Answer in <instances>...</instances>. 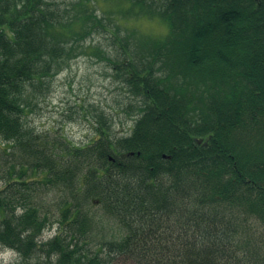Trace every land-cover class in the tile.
Listing matches in <instances>:
<instances>
[{
	"label": "trees",
	"instance_id": "obj_1",
	"mask_svg": "<svg viewBox=\"0 0 264 264\" xmlns=\"http://www.w3.org/2000/svg\"><path fill=\"white\" fill-rule=\"evenodd\" d=\"M102 31L107 49L88 42ZM85 53L134 123L115 137L80 106L91 137L50 140L28 116ZM0 151V245L23 264H264V0H0ZM93 203L117 236L94 242Z\"/></svg>",
	"mask_w": 264,
	"mask_h": 264
},
{
	"label": "rangeland",
	"instance_id": "obj_2",
	"mask_svg": "<svg viewBox=\"0 0 264 264\" xmlns=\"http://www.w3.org/2000/svg\"><path fill=\"white\" fill-rule=\"evenodd\" d=\"M111 5L112 3L102 4L105 8ZM132 24L143 33L152 36L160 37L167 31V26L157 19H139ZM88 42H94L93 45H100L107 49L111 47L112 39L103 32L94 34ZM111 73L108 62L92 54L85 53L73 59L66 68L52 78L49 91L40 98L36 109L28 116V124L36 132L48 135L50 140L64 136L76 144H82L91 137L93 131L90 125L91 118L84 116L80 106L92 111L93 116H95V107L98 111L104 110L111 116L113 136L128 134L134 121L133 117L125 115L122 106L128 104L130 98ZM3 158L4 154L0 151V162ZM26 178L34 179L35 177L27 176ZM42 189L41 198L45 205L43 209H47L46 206L50 204V218L53 221L51 227L44 230L42 234V238L46 240L57 232L56 219L60 215V210L58 193L54 190L46 193L45 187ZM59 198L61 199V195ZM89 212L95 217L92 232L94 242L103 238L105 232H108L106 237L119 234V229L113 222L109 219L106 221L99 205L93 203ZM0 264H23V262L13 250L0 245ZM114 264L131 263L118 259Z\"/></svg>",
	"mask_w": 264,
	"mask_h": 264
},
{
	"label": "bare ground",
	"instance_id": "obj_3",
	"mask_svg": "<svg viewBox=\"0 0 264 264\" xmlns=\"http://www.w3.org/2000/svg\"><path fill=\"white\" fill-rule=\"evenodd\" d=\"M163 156H165V155H163ZM3 185H2V182H1V185H0V187H2ZM97 203V202H96ZM43 239V238H42ZM44 240V239H43Z\"/></svg>",
	"mask_w": 264,
	"mask_h": 264
}]
</instances>
